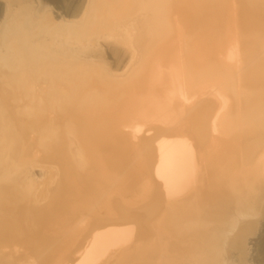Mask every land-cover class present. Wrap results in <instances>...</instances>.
I'll return each mask as SVG.
<instances>
[{
	"label": "bare ground",
	"instance_id": "bare-ground-1",
	"mask_svg": "<svg viewBox=\"0 0 264 264\" xmlns=\"http://www.w3.org/2000/svg\"><path fill=\"white\" fill-rule=\"evenodd\" d=\"M0 264H264V0H0Z\"/></svg>",
	"mask_w": 264,
	"mask_h": 264
},
{
	"label": "rangeland",
	"instance_id": "rangeland-1",
	"mask_svg": "<svg viewBox=\"0 0 264 264\" xmlns=\"http://www.w3.org/2000/svg\"><path fill=\"white\" fill-rule=\"evenodd\" d=\"M116 4H114V5H118L119 4V2L117 3V2H115ZM126 15V14H125ZM96 81H98V78L96 79ZM108 84H114V83H108ZM106 93V92H105ZM104 93V94H105ZM107 93H108V95H110L111 93L107 90ZM110 93V94H109ZM120 107V106H119ZM116 109H119V108H116ZM255 242V241H254ZM255 244H257L256 242H255ZM255 247H256V245H255ZM255 255V254H254ZM256 255H257V252H256ZM256 255H255V257H256Z\"/></svg>",
	"mask_w": 264,
	"mask_h": 264
}]
</instances>
